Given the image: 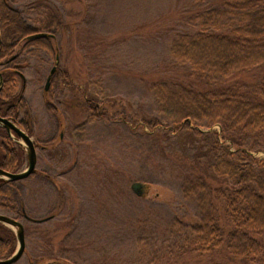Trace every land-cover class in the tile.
<instances>
[{"label": "rangeland", "instance_id": "1", "mask_svg": "<svg viewBox=\"0 0 264 264\" xmlns=\"http://www.w3.org/2000/svg\"><path fill=\"white\" fill-rule=\"evenodd\" d=\"M218 3L11 0L35 27L53 22L55 14L61 18L59 28H47L55 33L56 51L19 45L14 54L24 75L14 86L21 107L16 123L26 133L20 122L30 124L38 155L36 170L16 182L19 205L0 207L26 229V251L14 264H264L243 260L225 245L197 248L199 194L185 191L207 172L213 133L222 146H235L223 140L218 122L190 124L202 134L176 130L155 93L162 82L248 89L264 79L263 64L226 83L209 81L173 55L174 40L199 31V13ZM155 119L161 123L152 126ZM12 135L10 145L25 151L21 172L28 147ZM252 141L250 153L263 160L264 141ZM134 183L143 185V194Z\"/></svg>", "mask_w": 264, "mask_h": 264}, {"label": "trees", "instance_id": "2", "mask_svg": "<svg viewBox=\"0 0 264 264\" xmlns=\"http://www.w3.org/2000/svg\"><path fill=\"white\" fill-rule=\"evenodd\" d=\"M53 16V22L35 27L11 0H0V64H8L2 71L0 115L17 121L20 113V97L14 94L16 77L22 76L14 56L17 46L57 50L54 37L30 38L47 28H59L61 18ZM198 20L200 30L180 34L171 47L176 58L190 63L194 76L226 83L235 74L264 64V0H219L218 5L199 13ZM155 93L176 130L185 127L202 134L190 124L218 122L223 140L231 139L235 146V150L222 146L218 133H213L207 172L202 171L185 191L187 197L199 194L202 219L193 227L197 248L207 251L225 245L243 260H264V159L250 153L248 146L256 144L252 138L264 141V79L248 89L162 82ZM152 122V126L161 123L158 119ZM20 123L32 133L28 122ZM12 142L8 130L0 126V167L17 172L25 151L15 142L12 147ZM16 182L0 178V207L19 205ZM16 241L14 232L0 223V259L14 253Z\"/></svg>", "mask_w": 264, "mask_h": 264}, {"label": "water", "instance_id": "3", "mask_svg": "<svg viewBox=\"0 0 264 264\" xmlns=\"http://www.w3.org/2000/svg\"><path fill=\"white\" fill-rule=\"evenodd\" d=\"M48 34L46 32L36 33L30 38H36L40 36H47ZM53 36V34H51ZM2 40V32H1V22H0V43ZM58 61V57H57ZM56 70V66L52 69L50 76L48 77L45 89H49V85L51 82V77ZM3 86V73L0 71V90ZM0 126L6 127L9 131L14 130L20 137H22L27 144L28 147V167L21 172H11L6 169H3L0 167V177L5 178L7 180H13L18 181L27 178L30 176L35 170L37 166V147L35 144V141L32 139V137L26 133L20 126H18L17 123L14 121L0 116ZM133 188L138 194H143L144 189L143 185L140 183H134ZM26 218H30L28 215L25 216ZM42 221V220H37ZM0 222L8 225L10 227L17 228L16 235L18 238V247L16 251L8 258L0 259V264H14L16 263L24 254L26 250V234H25V226L24 223L14 218L8 214L0 213Z\"/></svg>", "mask_w": 264, "mask_h": 264}, {"label": "flooded vegetation", "instance_id": "4", "mask_svg": "<svg viewBox=\"0 0 264 264\" xmlns=\"http://www.w3.org/2000/svg\"><path fill=\"white\" fill-rule=\"evenodd\" d=\"M42 32H46L50 37H55V33H53V32H50V31H42ZM36 33H41V32H36ZM36 33H34V34H36ZM34 34H32V35H34ZM51 34H53V36L51 35ZM31 35V36H32ZM41 37V36H40ZM42 37H45V36H42ZM57 57H58V55H57ZM0 116H2V115H0ZM2 117H4V116H2ZM5 118H8V117H5ZM8 119H10V118H8ZM10 120H12V121H14L15 123H16V120H13V119H10ZM2 127H4V126H2ZM6 128V127H5ZM7 129V128H6ZM8 130V129H7ZM8 132H9V134L11 135V136H13L12 135V133L14 132V133H16L14 130H11V131H9L8 130ZM17 134V133H16ZM18 135V134H17ZM19 136V135H18ZM14 137V136H13ZM36 144V143H35ZM36 147H37V145H36ZM2 168V167H1ZM4 169V168H3ZM9 171V170H8ZM12 172V171H11ZM22 213L24 214L25 213V209L23 208L22 209ZM24 216H26V215H24ZM20 220V219H19ZM25 232H26V229H25ZM15 234V236H16V232L14 233ZM17 238V237H16Z\"/></svg>", "mask_w": 264, "mask_h": 264}]
</instances>
